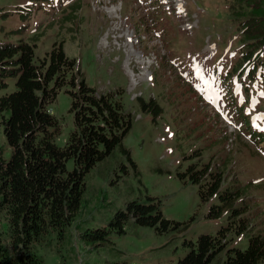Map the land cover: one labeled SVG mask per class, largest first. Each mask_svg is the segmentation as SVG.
<instances>
[{"label":"rangeland","instance_id":"374dc122","mask_svg":"<svg viewBox=\"0 0 264 264\" xmlns=\"http://www.w3.org/2000/svg\"><path fill=\"white\" fill-rule=\"evenodd\" d=\"M140 2L0 0V15L8 14L0 16L1 44H31L37 68L63 45L70 64L66 85L45 106L56 122L50 130L58 147L77 130L67 93L72 78L84 79L97 95L111 94L131 121L120 146L86 175L71 224L36 244L42 264H177L190 251L188 243L228 229L225 250L211 263L222 264L228 249H244L249 236L264 235V0ZM5 83L0 97L16 90L15 79ZM138 99L159 105L156 122L140 111ZM7 117L0 114L5 160L12 154L4 136ZM190 166L221 173L225 196L240 193L234 204L239 226L229 221L232 213L207 218L223 205L207 196L203 182L178 177ZM147 198L159 201L163 217L179 229L159 233L129 219L125 233L111 229L106 243L81 239L88 229L107 227L128 203ZM240 226L246 231L238 235ZM2 239L9 242L7 234Z\"/></svg>","mask_w":264,"mask_h":264},{"label":"trees","instance_id":"16d2710c","mask_svg":"<svg viewBox=\"0 0 264 264\" xmlns=\"http://www.w3.org/2000/svg\"><path fill=\"white\" fill-rule=\"evenodd\" d=\"M33 59L31 44L0 43V88L7 87V78L15 79L16 87L14 92L0 97V114L8 116L4 136L12 150L10 159L5 160L0 149V224L4 221V229H0V264H42L36 244L50 230H57L61 235L71 224L82 203L86 175L120 146L131 129V121L123 115L111 94L97 95L84 79L77 83L72 78L71 90L67 93L73 97L71 108L76 112L77 130L63 148L58 147L50 130L56 122L45 106L48 96L53 97L55 91L66 85L62 80L70 64L62 44L53 48L42 68L33 66ZM138 106L142 113L151 115L152 122L162 114L154 100L138 99ZM70 161L73 168L68 170ZM127 161L131 167H136L129 154ZM178 177L197 186L203 182L207 196L219 198L223 206L212 208L208 219L216 220L225 213H232L229 221L234 222V229L239 226L240 214L234 204L241 195L236 192L234 196H225L227 193L221 190V173H214L208 167L197 170L196 166H190ZM199 190L204 200L202 188ZM155 200L147 198L143 203H128L125 211L117 212L107 227L88 229L81 239L88 245L106 243L111 229L120 236L125 233L123 229L129 219L159 233L178 230L180 224L164 218L160 202ZM227 230L220 229L216 236L204 234L195 243H188L190 251L177 264H211L216 255L225 250L222 242L229 233ZM245 231L240 226L238 235ZM4 234L9 236L7 244L2 239ZM262 262L264 235H252L247 239L246 248L228 249L222 264Z\"/></svg>","mask_w":264,"mask_h":264},{"label":"bare ground","instance_id":"6f19581e","mask_svg":"<svg viewBox=\"0 0 264 264\" xmlns=\"http://www.w3.org/2000/svg\"><path fill=\"white\" fill-rule=\"evenodd\" d=\"M176 5H177V6L180 5V3H176Z\"/></svg>","mask_w":264,"mask_h":264}]
</instances>
